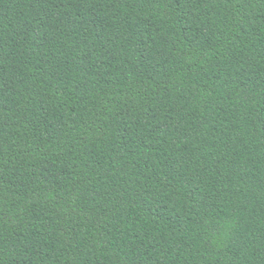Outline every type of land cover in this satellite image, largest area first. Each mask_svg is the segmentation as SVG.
I'll return each mask as SVG.
<instances>
[{"label":"trees","instance_id":"16d2710c","mask_svg":"<svg viewBox=\"0 0 264 264\" xmlns=\"http://www.w3.org/2000/svg\"><path fill=\"white\" fill-rule=\"evenodd\" d=\"M0 264H264V0H0Z\"/></svg>","mask_w":264,"mask_h":264}]
</instances>
